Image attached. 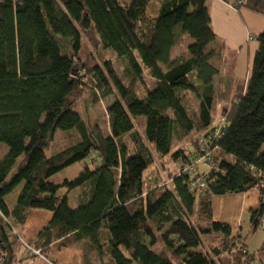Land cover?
<instances>
[{"label":"trees","instance_id":"obj_1","mask_svg":"<svg viewBox=\"0 0 264 264\" xmlns=\"http://www.w3.org/2000/svg\"><path fill=\"white\" fill-rule=\"evenodd\" d=\"M150 1L0 0V142L8 146L0 157V264L39 254L52 259L53 248L76 244L83 264H92L93 250L106 255L104 264H254L256 254L241 235L214 219L213 197L257 189L260 203L250 213L254 227L260 226L264 30L246 84L221 108L214 126L219 68L213 59L219 53L208 0H161L156 15L147 12ZM224 1L264 14V0ZM84 33L92 35L93 48L114 51L131 80L142 81L147 69L154 86L139 96L110 60L82 63ZM184 34L193 42L171 57ZM88 77L103 95L118 91L108 106L109 133L89 127L73 107L75 88ZM57 129L75 130L78 139L47 155ZM186 138L189 144L172 151L175 140ZM200 151L212 167L201 163L189 173L184 168ZM170 153L180 160L171 182L161 174L150 182L146 173L156 157ZM88 157L90 164L74 178L49 179ZM20 185L10 207L7 196ZM63 187L67 191L60 193ZM78 187L79 204L72 207L68 191ZM33 208L52 212L29 243L39 254L29 251L20 232ZM205 234H217L218 241L206 243ZM23 247L27 252L20 256Z\"/></svg>","mask_w":264,"mask_h":264},{"label":"rangeland","instance_id":"obj_2","mask_svg":"<svg viewBox=\"0 0 264 264\" xmlns=\"http://www.w3.org/2000/svg\"><path fill=\"white\" fill-rule=\"evenodd\" d=\"M120 1L127 2L129 0H120ZM160 1L161 0H151L150 3L148 4L147 12L152 15L158 14ZM60 41L63 49L69 47L70 42L68 39L64 38L61 39ZM83 41H84L83 49L81 51L82 63L84 64L86 63L90 66H93L96 63L103 62L104 60H110L120 79L126 85L132 86L139 96L145 95L146 90L154 86L155 80L154 78H152V76L147 71V69L144 70V78L142 81L131 80L124 73L123 61L121 60V58H119L116 55L114 51L99 46L93 48L91 42L92 35L90 33L83 34ZM192 42L193 39L189 35L184 34L181 40L173 48L171 52V57L173 56L176 57L178 55H181L182 53H185L188 49L189 44ZM258 46H259V41L257 39V36H254V38L250 40L249 45L247 42L244 43L241 47H230L227 44L226 39L218 35V42L214 44V47L216 49V52H218L219 54L217 58L213 59L214 63L219 68V73L215 78L216 102L214 104L215 106L213 109V114L215 115V122L213 124L214 126L217 125L218 121L220 120L219 119L220 117L218 116L221 108L224 105L228 106L232 104L231 98L237 91L238 87L246 84L248 76L250 75L251 72L253 57ZM94 84L95 83L94 81H92L91 77L86 78V82L82 84H78V86L75 88L74 94L72 95L73 107L75 110H77L80 113L82 118H84L87 121L89 127H91V125H96L99 126L104 133H109L110 125H109L108 106L115 100V98H118L119 96L118 91H116V89L114 88V91L112 93L103 95L100 92V90L98 91L96 90ZM139 123H140L139 127H141V122ZM188 138H186L184 142L183 141L178 142L177 140H175L173 144L174 149L172 151H175L176 148L180 147L181 143L182 146L184 147L185 144L186 145L189 144L190 139ZM77 139H78V134L75 130L62 131L61 129H57L53 141L45 148V152L47 155H50L64 148L65 146L75 142ZM187 148L191 149L192 144L189 145ZM7 149H8L7 144H5L4 142H0V157L4 154V152ZM261 150H264V144ZM90 160H91L90 157H88L87 159L81 162L80 161L74 162L71 165L51 175L49 179L55 182H61L64 178L72 179L79 174L84 163L90 164ZM179 162L180 160L175 159V157H173L171 153L163 157L158 156L156 157L155 166L148 169L146 176L147 178L150 177L149 178L150 182L154 180L156 181L157 180L156 177H158L157 176L158 174H161L162 180H166V179L171 180L170 179L171 175H174L175 171L178 169L177 167L179 166ZM201 162H203V159H201ZM202 166L203 165H201V167ZM155 168H158L159 172H156ZM168 169H173L172 173H169ZM20 188L21 185L15 189H18L20 191ZM15 189L13 193L7 196L8 197L7 201L10 202L9 203L10 205L14 200L13 199L14 195L18 196L17 193L19 191ZM66 191H67L66 187L60 189V193ZM81 193L82 191L81 188L79 187L68 191L69 203L72 207H76L79 204V198H80L79 196L81 195ZM236 194L237 193L215 195L216 197H219V198H215V202L217 203L218 200H221V203L218 204L224 206L225 208H228V211L224 210L223 213H221V216L222 217L227 216V218H229L232 222L235 220V218L237 217L240 211L242 218L241 223L238 225H234V228L236 231H241V238L247 244L248 249H250V251L252 252H255L256 257L254 260V264H264V252H258L264 241V227H262L260 225V222H258V225L260 226L255 228L252 221H250L249 211L247 209L243 211L240 210V203L237 200V196H227V195H236ZM37 209L49 211L48 209H44V208H37ZM202 223L205 224L206 222L202 221ZM20 232L24 240L29 241V243H32L35 240L33 239L30 241L29 239H27L24 236V233L22 232V228L20 229ZM37 235L35 238H37ZM204 237L206 238V243H216L218 241L217 234H205ZM161 244L162 242L159 241L157 246H155V249H160ZM22 249H24L23 251L25 253L27 252L25 247H23ZM58 249L59 248H53L52 251L54 252L57 251ZM97 256L99 261H101L100 263H103V260H107L106 255L100 256L98 254Z\"/></svg>","mask_w":264,"mask_h":264},{"label":"crops","instance_id":"obj_3","mask_svg":"<svg viewBox=\"0 0 264 264\" xmlns=\"http://www.w3.org/2000/svg\"><path fill=\"white\" fill-rule=\"evenodd\" d=\"M208 4L210 6L212 24L215 32L219 36L225 38L227 44L230 47H241L244 43L247 42L249 45L250 40H252L254 36H257L258 33L264 30V14L252 11L247 8H242L240 10L236 9L224 0H208ZM251 37L252 39H250ZM227 196H237V200L240 203V210L243 211L247 209L249 213L251 208L257 207L260 203V193L257 189ZM215 198L219 197H213L214 219L230 223L232 226L233 234L241 235V231H236L234 228V225H238L241 223L242 218L240 211L233 222L229 218H227V216L222 217L221 213H223L224 210L228 211V208H225L224 206L218 204L221 203V200H218V202L216 203ZM13 199L14 200L11 205L9 204L10 202H8L10 207L15 203L17 196L14 195ZM51 217L52 212L50 210L46 211L33 208L29 213L27 221L22 227L24 236L30 241L36 239L35 237L37 233H39V231L49 222ZM23 241H25V243H29V241L24 240V238ZM23 250L24 249H20V256L26 255ZM98 254L99 253L97 250H93L92 264H104V262H106V260H103V263H100L101 261H99L98 259ZM19 264H83V251L80 244L61 247L57 251L53 252L52 259L47 258L43 255H38L32 259H27L26 261L20 262Z\"/></svg>","mask_w":264,"mask_h":264},{"label":"built area","instance_id":"obj_4","mask_svg":"<svg viewBox=\"0 0 264 264\" xmlns=\"http://www.w3.org/2000/svg\"><path fill=\"white\" fill-rule=\"evenodd\" d=\"M238 2H240V3H242V2H244V0H238ZM252 38V37H251ZM202 143V142H201ZM200 145V144H199ZM203 145L204 144H201V148H200V150L202 149V147H203ZM205 155H204V153H202L201 151L199 152V156H198V158L196 159V161H195V163L193 164V165H188V166H186L184 169H186L189 173H195V170H196V166H199V163L201 162V159H203V162H201V163H203V164H205L206 166H209V167H212V164L209 162H207V161H205V157H204ZM208 159H209V157L208 156H206ZM200 163V164H201ZM171 179V178H170ZM166 182H171V180H169V179H166L165 180ZM197 182L201 185V186H204L205 185V182H204V180L201 178V177H197ZM260 225L262 226V227H264V216H262L261 217V219H260ZM24 243H25V241H23ZM25 245L28 247V249H29V251L31 252V253H36V254H39V250L38 249H36V248H34L32 245H30L29 243H25ZM40 255V254H39ZM2 256H3V251H2V249L0 248V263H1V261H2Z\"/></svg>","mask_w":264,"mask_h":264}]
</instances>
